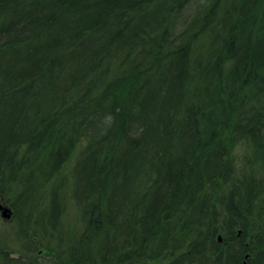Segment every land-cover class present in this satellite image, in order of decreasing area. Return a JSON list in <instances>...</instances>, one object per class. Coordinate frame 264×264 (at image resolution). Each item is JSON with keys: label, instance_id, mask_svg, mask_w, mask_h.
Returning <instances> with one entry per match:
<instances>
[{"label": "trees", "instance_id": "1", "mask_svg": "<svg viewBox=\"0 0 264 264\" xmlns=\"http://www.w3.org/2000/svg\"><path fill=\"white\" fill-rule=\"evenodd\" d=\"M0 201V264H264V0H0Z\"/></svg>", "mask_w": 264, "mask_h": 264}, {"label": "rangeland", "instance_id": "2", "mask_svg": "<svg viewBox=\"0 0 264 264\" xmlns=\"http://www.w3.org/2000/svg\"><path fill=\"white\" fill-rule=\"evenodd\" d=\"M73 207H74V203L73 202H68L67 203L65 214L68 215V217L71 216ZM9 214H10V212H9ZM2 217H7V216H2L0 214V218H2Z\"/></svg>", "mask_w": 264, "mask_h": 264}, {"label": "water", "instance_id": "3", "mask_svg": "<svg viewBox=\"0 0 264 264\" xmlns=\"http://www.w3.org/2000/svg\"><path fill=\"white\" fill-rule=\"evenodd\" d=\"M0 214L2 216H8L9 215V209L7 206L3 205L2 202H0Z\"/></svg>", "mask_w": 264, "mask_h": 264}, {"label": "bare ground", "instance_id": "4", "mask_svg": "<svg viewBox=\"0 0 264 264\" xmlns=\"http://www.w3.org/2000/svg\"><path fill=\"white\" fill-rule=\"evenodd\" d=\"M0 202H1V201H0ZM2 204H3V205H5V206H7V205H6V204H4L3 202H2ZM7 207H8V206H7ZM8 209H9V207H8ZM9 212H10V210H9Z\"/></svg>", "mask_w": 264, "mask_h": 264}]
</instances>
